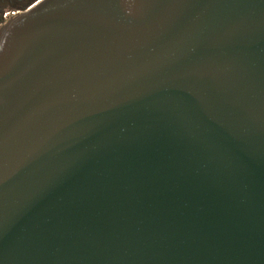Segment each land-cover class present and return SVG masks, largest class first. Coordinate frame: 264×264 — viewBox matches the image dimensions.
Here are the masks:
<instances>
[{
    "label": "water",
    "instance_id": "water-1",
    "mask_svg": "<svg viewBox=\"0 0 264 264\" xmlns=\"http://www.w3.org/2000/svg\"><path fill=\"white\" fill-rule=\"evenodd\" d=\"M0 264H264V0L10 15Z\"/></svg>",
    "mask_w": 264,
    "mask_h": 264
},
{
    "label": "flooded vegetation",
    "instance_id": "flooded-vegetation-1",
    "mask_svg": "<svg viewBox=\"0 0 264 264\" xmlns=\"http://www.w3.org/2000/svg\"><path fill=\"white\" fill-rule=\"evenodd\" d=\"M38 0H0V25L3 24L10 15L24 11Z\"/></svg>",
    "mask_w": 264,
    "mask_h": 264
}]
</instances>
